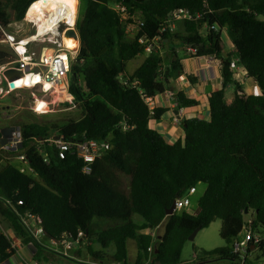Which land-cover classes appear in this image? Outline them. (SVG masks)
I'll list each match as a JSON object with an SVG mask.
<instances>
[{
    "label": "trees",
    "instance_id": "obj_1",
    "mask_svg": "<svg viewBox=\"0 0 264 264\" xmlns=\"http://www.w3.org/2000/svg\"><path fill=\"white\" fill-rule=\"evenodd\" d=\"M6 1L8 5L0 2L1 38V30L22 21L38 0ZM115 4L139 14L144 23L131 38L128 23L111 8ZM180 8L200 17L176 23L174 33L163 34L159 47L145 53L138 40L159 36L169 13ZM76 29L80 47L71 65L69 93L81 117L60 127L20 126L22 144L10 153L24 155L33 174L20 173L18 162L0 155L1 221L17 238L37 248L33 258L38 262L43 258L41 247L4 199L19 213L39 216L47 239L55 242L75 237L78 231L90 236L94 221L112 222L97 241L102 249L114 247L111 258L118 264H127V240L136 242L135 264H145L149 258L148 264H184L181 253L188 237L216 220L221 221L225 246L196 250L201 261L192 264H237L232 244L244 229L261 238L256 249L264 255V0H80ZM223 31L233 47L227 55ZM187 46L196 48L197 57L221 60L223 88L208 98L209 121H184L183 140L171 145L148 125L164 110L150 111L145 99L173 90L168 80L182 74L180 53ZM143 55L142 63L128 74L127 63ZM12 59L0 51V66ZM235 60L261 94L247 95L234 83V98L227 103L224 90L233 84ZM176 101L180 108L196 105L182 92ZM6 133L0 128V153H6L2 150ZM53 137L106 141L108 149L95 160L90 175H84L82 160L75 154L58 157L47 142ZM199 184L206 188L197 211L167 217L173 201ZM249 213L252 218L245 223ZM134 215L143 222L136 224ZM159 225V239L141 233ZM12 252L9 239L0 232V264Z\"/></svg>",
    "mask_w": 264,
    "mask_h": 264
},
{
    "label": "built area",
    "instance_id": "obj_2",
    "mask_svg": "<svg viewBox=\"0 0 264 264\" xmlns=\"http://www.w3.org/2000/svg\"><path fill=\"white\" fill-rule=\"evenodd\" d=\"M119 16L123 23H128L126 26V32L139 31L143 27L144 23L139 14H132L120 4H115L111 7ZM200 15H193L188 10L176 9L169 13L166 21L159 30V36L150 40L148 38H140L138 42L145 45V53H150L154 47H159V41L161 36L165 33H174L176 30V23L185 20H194L199 18ZM30 24L31 28H34V32L24 37H19V34L13 32L1 30L5 45L9 54L13 56L11 62L5 63L0 66V96L9 95L12 92L13 86L25 83L30 87H35L37 91L43 95L50 96L55 102L70 103L73 102V96L69 93V77L71 76V65L76 59L80 44L74 49L67 48L65 45L68 41H64L65 32L69 27L76 29V21L73 26H68L63 20L57 22L55 35L51 31L45 36L39 37L35 40L33 35L37 34V28L35 23L26 20ZM212 30L215 28L212 27ZM35 44L40 45L37 52H34ZM52 49V55H45L43 51L45 49ZM185 53L190 56H196V48L187 46ZM197 57V56H196ZM7 68H16L23 73L21 79L7 80L3 76V71ZM126 84V81H124ZM136 81L132 82V86H135ZM151 98H146L150 111ZM57 151L59 158H63L66 152L75 154L80 160H82L81 173L84 175H90L92 172V165L100 158L104 152L108 149V143L106 141L97 142L94 140L79 139L76 141H64L60 137H53L47 141ZM22 144V137L19 128H15L8 140L3 144L2 150L5 152H13L17 150ZM16 160L19 163L20 173H31L33 170L30 168L28 160L24 155H17ZM43 160L48 163L47 153H43ZM196 190L190 188L184 195L176 198L173 201L174 209L173 214L185 211L190 206L191 196L194 195ZM4 204L13 209L17 214L21 225L24 227L26 233L32 238L34 242L43 248H49L51 245H62L64 247L79 248L85 240V235L82 231H78L75 237L69 239H63L60 242L47 239L45 231L42 226V220L39 216L30 214L29 212L19 213L9 200L4 199ZM16 205H22L21 201H17ZM167 216V215H166ZM168 217V216H167ZM161 225L157 226L151 232V236L155 239H159L157 236L158 231L161 230ZM0 232L6 236L11 248L15 250L17 247V238L12 229L4 230ZM261 238L252 232L250 229H244L237 239L233 241L232 253L236 257L237 264H254L252 262V255L257 250L256 247L260 243ZM251 247H253L251 249ZM148 251H153V247H149ZM150 258L145 262L148 264ZM25 264H39L37 261L26 260Z\"/></svg>",
    "mask_w": 264,
    "mask_h": 264
},
{
    "label": "crops",
    "instance_id": "obj_3",
    "mask_svg": "<svg viewBox=\"0 0 264 264\" xmlns=\"http://www.w3.org/2000/svg\"><path fill=\"white\" fill-rule=\"evenodd\" d=\"M221 37L226 45L225 55L233 53V47L224 31ZM179 61L182 67V74L175 79L168 80L173 90L166 91L163 94L151 98L152 101L150 108L152 111L163 109L164 112L158 120L152 119L148 124L149 127L152 130H155L167 144L171 145L183 140L184 132L182 129V123L184 121L190 119L209 121L210 110L208 106V98L211 93L223 88L221 60L214 57L190 56L184 51L180 53ZM140 64H136L130 70L126 67V72L132 74ZM233 64H235L233 84L228 85L224 90L225 101L229 103L233 100L235 88L234 83L247 95H260L261 91L258 85L246 74L240 65L237 64V60H235ZM231 91L233 92L232 95ZM179 92L184 93L186 97L194 100L196 105L186 108L178 107L176 96ZM107 226L108 224H106L105 221H94L92 234L86 236L83 244L79 248L51 245L49 249L41 247L36 242L34 243L41 247L42 257H52L54 264L62 262L63 259L66 263L70 264H74L70 261H75L78 264H118L111 258V255L114 252V247L110 245L107 249H102V251H100L101 245L97 241V235ZM151 232L148 230L141 231V233L149 235H151ZM16 244L17 247L15 250H13L9 257L1 264H25L26 260L36 261L33 256L37 253V248L33 244H26L21 239H17ZM93 248H95V251ZM136 258L137 254L135 259L131 261L127 259V264H135ZM38 263L43 264L42 261Z\"/></svg>",
    "mask_w": 264,
    "mask_h": 264
},
{
    "label": "rangeland",
    "instance_id": "obj_4",
    "mask_svg": "<svg viewBox=\"0 0 264 264\" xmlns=\"http://www.w3.org/2000/svg\"><path fill=\"white\" fill-rule=\"evenodd\" d=\"M75 5L77 8L76 14V23L79 16V5L80 0H75ZM2 5H5L8 2L6 0H0ZM8 13L12 15L10 8ZM6 31L13 32L14 34H19V37H24L34 32V28H31L30 24L26 22V17L20 22H14L8 26ZM132 31H128V37L133 36ZM70 43H73L70 41ZM40 48V45L35 44L34 52H37ZM0 51H5L7 53L8 49L5 45L4 39L0 37ZM11 55V54H10ZM12 56V55H11ZM145 56H140L137 59L127 63V69H132L136 64H140L142 59ZM13 58V56H12ZM16 80V79H15ZM70 81V77H69ZM233 92L231 91V95ZM229 99V97H228ZM81 117V110L77 105L70 103H60L55 102L50 96L43 95L37 91L35 87H26L25 83L19 84L18 86H13L12 92L6 96H0V128L7 129V137L5 142L10 137L12 131L15 128H19L23 124L27 123H38L44 126L57 125L61 126L63 123L68 121H74ZM16 151V150H15ZM14 152V151H13ZM2 158L7 159L13 164H17L16 156L17 153H0ZM205 185L199 184L196 187V193L191 197L190 206L185 209L187 213L193 214L197 211V201L203 195L205 191ZM251 219V214H246L244 217L245 223ZM133 221L136 224L142 223L141 217L134 215ZM108 226L112 225V222L105 221ZM7 224L1 221L0 218V230H8ZM221 221L216 220L211 223L207 228L200 230L194 240L187 241L184 244L181 253V263L192 264L198 263L201 261L200 254L196 253L197 251H212L216 248H222L225 246L224 240L220 237ZM96 233V232H95ZM162 232L158 231L157 236ZM127 257L131 261L135 259L137 254L136 243L132 240H127ZM95 251V248H93ZM100 251L102 248L100 247ZM258 257L257 260H254V257ZM252 262L254 264H264V255L260 254L256 250L252 255ZM70 261V260H69ZM74 264H78L75 261H70ZM58 264H70L66 263L63 259L62 262ZM205 264H213L211 262Z\"/></svg>",
    "mask_w": 264,
    "mask_h": 264
},
{
    "label": "bare ground",
    "instance_id": "obj_5",
    "mask_svg": "<svg viewBox=\"0 0 264 264\" xmlns=\"http://www.w3.org/2000/svg\"><path fill=\"white\" fill-rule=\"evenodd\" d=\"M75 0H38L32 3L26 11V20L35 23L37 34L33 40L45 36L49 31L55 35L57 22L64 21L68 26H73L76 20L77 8ZM67 48L74 49L75 44L68 41ZM53 50L45 49L43 54L52 55Z\"/></svg>",
    "mask_w": 264,
    "mask_h": 264
},
{
    "label": "water",
    "instance_id": "obj_6",
    "mask_svg": "<svg viewBox=\"0 0 264 264\" xmlns=\"http://www.w3.org/2000/svg\"><path fill=\"white\" fill-rule=\"evenodd\" d=\"M68 40H71L75 44V47H77L78 44H80L78 32H76L74 28L69 27L67 31L65 32L64 41H68ZM3 76L7 80L21 79L23 77V73L20 70H17L16 68H7L3 71ZM173 209H174V205L172 204L171 207L166 211V215L172 216ZM199 231H200V228L195 229L191 233V235L188 237V240L189 241L194 240V238L196 237ZM252 248L253 247H251V249ZM42 263L43 264H54L53 259L50 256L43 257Z\"/></svg>",
    "mask_w": 264,
    "mask_h": 264
}]
</instances>
